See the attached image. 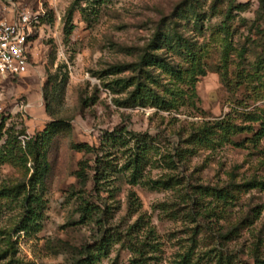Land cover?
<instances>
[{"label": "rangeland", "instance_id": "obj_1", "mask_svg": "<svg viewBox=\"0 0 264 264\" xmlns=\"http://www.w3.org/2000/svg\"><path fill=\"white\" fill-rule=\"evenodd\" d=\"M232 1L247 7L234 12L225 34L219 25ZM190 3L203 16L201 28L191 10L175 17ZM41 8L29 70L0 76V249L7 236L15 247L0 264H74L85 253L94 264H131V240L147 242L146 264H175L186 253L189 264L264 258V133L254 137L264 121L259 0H0V18ZM174 24L195 44L205 75L195 96L187 72L176 78L153 69L161 81L150 83L174 104L162 110L149 97L146 104L135 98L129 64ZM155 46L184 70L194 67L184 48L172 51L161 40ZM229 116L253 130L230 140L215 128L212 141L189 143L190 134ZM53 122L46 171L33 179L27 143ZM135 145L147 148L137 183L126 167ZM178 149L186 159L169 166ZM97 154L104 179L83 185L79 162L95 167ZM159 179L169 184L155 185ZM22 185L42 200L37 233L18 231ZM220 191L233 197L224 201ZM84 200L95 210L91 222L81 221Z\"/></svg>", "mask_w": 264, "mask_h": 264}, {"label": "trees", "instance_id": "obj_2", "mask_svg": "<svg viewBox=\"0 0 264 264\" xmlns=\"http://www.w3.org/2000/svg\"><path fill=\"white\" fill-rule=\"evenodd\" d=\"M183 6H181L182 8H180V11L176 14L175 17L187 13L189 10H191L193 12V15L195 16L196 24L201 28L202 27L201 22L203 20V16L197 12L196 7L193 6L191 3L185 5L183 4ZM246 7H247L246 4H235L232 1L227 7V10L224 14V20L219 25V29L223 33L227 34L231 28V26L228 25V23L230 19L233 17L234 12H243L246 10ZM73 11L74 9L70 10L69 12V20L72 18ZM82 11H85V9H82ZM257 20L264 23V0H259ZM261 27L262 24L258 26L259 32L261 33L260 43L264 47V42H262L264 40V28ZM157 40L163 41L165 45L169 47V49L172 51L181 50L182 48H184L188 56L194 60V67L191 70L190 69L184 70L180 63L175 61H169L165 57H162V54H159L158 51L160 49V46H155ZM198 52L199 51H197V48H195V44L191 43L183 36L181 31L178 29L177 24L171 26V28H169V30H167L166 33L161 32L160 30L156 34L155 38L152 40L150 44V48L138 56L139 60L137 62L129 64V68L134 67L136 71L135 75L129 77V87L130 86L134 87L135 98L139 99L140 101H143L142 102L143 104H146L148 103L147 99L149 97L151 102L150 104L153 106H157L162 110H170L174 106V104L170 100H168L165 95H161L160 93L156 92L157 89L155 88V84H151V83H158V81H161V77L159 78V76L154 75L153 69H157V68L162 69L165 74L174 76L176 78H182L183 73L187 72L188 79L190 78L189 81L193 90V95L197 96L195 92L197 81L200 76L205 75V70L200 66ZM122 82L126 83L127 80ZM260 119L263 118L261 117ZM235 120H236L235 118L229 116L227 119L217 121L213 124H206L203 128L198 130L196 134L194 135L190 134V136H188L189 143L195 142V144L198 145L204 142L208 143L212 141V136L214 135L215 128H219V130L222 131L224 135H226L225 137L230 140L238 135H242L245 132L250 133L253 130L251 125L238 123ZM261 125L263 126H261V128L254 133V137L256 139H260V137L264 133V121ZM55 127H58V122L51 123L50 126L46 128L45 131L41 133V135L38 136V138L35 139L31 138L27 143V146L29 147V153H31L33 157V163L35 168L33 179H35L39 175L40 176L44 175V171H46L45 166H43L44 163L43 159L45 158L44 143L50 141L51 139V135H49L51 134L50 129ZM114 140L118 142L117 140H121V138H115ZM122 144L123 145L127 144V142H122ZM75 147L79 151H84L86 153L90 152L93 149L88 144H77ZM146 149L147 148L144 146L136 147L135 145L134 154L128 157L126 167L133 168L134 173L132 180L134 181V183H137V174L140 171L142 163L146 159V152H145ZM186 154H187L186 151H183V149L181 150L178 149V151L175 152L174 157L171 158L167 157V161L168 159L169 161L166 162L169 166L170 164L175 166L176 165L175 157H178V160L180 161H184V159H186ZM101 157L103 156L100 155L97 156V160H96L97 166L95 167H92L88 160H81L79 162V166L75 174L83 185H86L91 179L95 183H99L103 181L104 179V177L102 176L103 174L98 169V163L102 159ZM90 169H95L92 178L89 174ZM163 182L169 184V180L164 181L163 179H159L153 181L155 185H160ZM254 183L256 184L255 181ZM21 188H24V197L20 202L24 209V212L18 221V224L20 225L18 231L24 230L27 233H37L42 229L41 220L38 216L40 210L43 209L41 205L42 200L40 194L37 193L34 194L32 191L33 188L28 191L27 185H22ZM217 195L219 198H221L224 201H227L229 198L233 197L230 192L228 194H223L220 191ZM80 209L82 213L81 214L82 223L93 221L95 210L93 206L90 205V202L88 200H84L83 202H81ZM2 239H5L4 245H7L6 249H0V257L3 258L5 257V255H7L9 251L12 252L15 251V247H14V243L10 241V236L9 237L7 236ZM130 244H131L130 250L133 255V259H131V264H146L145 256L150 251L147 249L148 246L147 242L138 244V243H132L131 240ZM84 255L88 257L80 258L79 260L75 261L74 264L95 263V259L92 258L90 253H85ZM189 262H190L189 253H186L184 256L181 255L180 259L176 260L175 264H189ZM256 262L257 264H264V258L257 257Z\"/></svg>", "mask_w": 264, "mask_h": 264}, {"label": "built area", "instance_id": "obj_3", "mask_svg": "<svg viewBox=\"0 0 264 264\" xmlns=\"http://www.w3.org/2000/svg\"><path fill=\"white\" fill-rule=\"evenodd\" d=\"M44 14L42 8L22 9L0 18V76H21L29 70L30 38Z\"/></svg>", "mask_w": 264, "mask_h": 264}]
</instances>
